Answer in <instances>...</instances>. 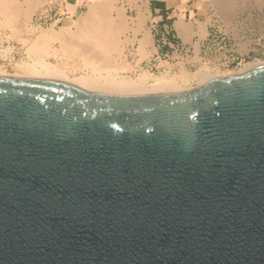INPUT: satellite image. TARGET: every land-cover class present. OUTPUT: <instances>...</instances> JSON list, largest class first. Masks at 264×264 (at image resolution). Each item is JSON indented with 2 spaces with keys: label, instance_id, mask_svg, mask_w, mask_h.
I'll use <instances>...</instances> for the list:
<instances>
[{
  "label": "water",
  "instance_id": "water-1",
  "mask_svg": "<svg viewBox=\"0 0 264 264\" xmlns=\"http://www.w3.org/2000/svg\"><path fill=\"white\" fill-rule=\"evenodd\" d=\"M0 264H264V63L167 92L0 76Z\"/></svg>",
  "mask_w": 264,
  "mask_h": 264
},
{
  "label": "rangeland",
  "instance_id": "rangeland-1",
  "mask_svg": "<svg viewBox=\"0 0 264 264\" xmlns=\"http://www.w3.org/2000/svg\"><path fill=\"white\" fill-rule=\"evenodd\" d=\"M87 2L43 0L25 22V30L17 33L11 32L10 26L0 24V65L3 69L13 73L17 62L30 61L31 54L26 50L37 29L49 25L57 29L68 22L65 18L75 19L86 11ZM11 4L20 8L25 7L26 2L11 0ZM111 5V17L115 20L123 17L126 22V28L119 33L121 52L110 50L111 57L124 60L130 66L123 74L134 76L145 69L154 74L164 71L193 73L202 66L240 72L238 69L243 63L264 59V0H112ZM117 9L121 11L119 14ZM1 17L0 14V20ZM179 19L191 30H188L187 37L179 34L175 23ZM199 21L205 22L206 31L202 36L197 27ZM145 34L150 36L155 49L140 57L138 44ZM52 44L53 47L59 46L58 41ZM149 48L150 43L146 46L147 50ZM64 55L49 53L45 58L55 62L58 58L64 59ZM92 55L96 62L106 61L98 53ZM81 58L77 53L69 57L70 63L74 60L77 64L74 68L66 65L69 73L86 71ZM190 84L195 86L192 80Z\"/></svg>",
  "mask_w": 264,
  "mask_h": 264
},
{
  "label": "bare ground",
  "instance_id": "bare-ground-1",
  "mask_svg": "<svg viewBox=\"0 0 264 264\" xmlns=\"http://www.w3.org/2000/svg\"><path fill=\"white\" fill-rule=\"evenodd\" d=\"M111 1L88 0L86 11L80 13L77 18H65V21L68 22L58 26L57 29L53 25L38 28L32 43L26 50L31 54L30 61L17 62V69L13 73L7 72L0 65V76L59 80L72 83L93 92L141 93L184 91L193 87L190 84L191 80L197 85L208 81L214 76L235 72L214 69L213 71L206 66H202L198 69L196 68L197 70L193 73L181 71V69L180 73H165L164 71V73L159 72L160 74H154L145 69L140 70L134 76L123 74L124 70L129 69L130 66L124 60L119 59L120 61H118L114 56L111 57L110 50H116L118 53L121 52L119 33L126 28V22L123 17L118 20L111 17ZM25 2V7L20 6L19 8V6L12 5L11 0H0V14L2 16L0 24L10 26L11 32L15 31L17 33L19 30H25L27 27L25 22L30 19V15L34 9L43 0H25ZM117 11L118 14L121 12L119 9ZM175 23L177 24L179 34L182 37H187V34L191 31L189 26L187 27V24L183 23L181 19L176 20ZM197 27H199L201 31L200 36H202L206 31L205 22L199 21ZM28 28H30V25ZM145 35L139 40L138 44L140 57L151 53L155 49L152 46L151 38L149 39L150 36ZM53 41H58L59 46L53 47ZM149 43L151 48L147 50L146 46ZM58 52L65 54L64 59L58 60V58L55 62L46 60L45 56L47 54H58ZM76 53L82 56L81 65L85 67L86 71L71 74L69 73L70 69L67 70L66 65L70 64L73 68L77 66L74 60H72L73 63H70L68 60L69 57L72 58ZM95 53L103 56L106 61L104 63L103 61L96 62V59L91 57ZM108 61L109 63H106ZM260 63H264V59H254L245 62L239 67L238 71L248 70Z\"/></svg>",
  "mask_w": 264,
  "mask_h": 264
}]
</instances>
